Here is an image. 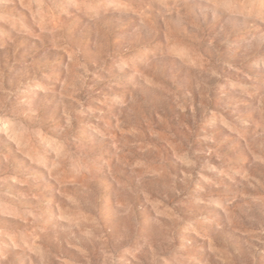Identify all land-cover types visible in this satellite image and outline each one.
Instances as JSON below:
<instances>
[{"label":"rangeland","instance_id":"1","mask_svg":"<svg viewBox=\"0 0 264 264\" xmlns=\"http://www.w3.org/2000/svg\"><path fill=\"white\" fill-rule=\"evenodd\" d=\"M0 264H264V0H0Z\"/></svg>","mask_w":264,"mask_h":264}]
</instances>
